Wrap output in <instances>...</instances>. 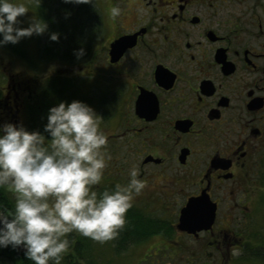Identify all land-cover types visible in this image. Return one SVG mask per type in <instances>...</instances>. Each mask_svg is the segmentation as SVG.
Returning <instances> with one entry per match:
<instances>
[{
  "label": "flooded vegetation",
  "instance_id": "1",
  "mask_svg": "<svg viewBox=\"0 0 264 264\" xmlns=\"http://www.w3.org/2000/svg\"><path fill=\"white\" fill-rule=\"evenodd\" d=\"M111 3L121 12L101 13V26L112 19L114 31L96 33L85 56L100 93L86 96L102 108L120 103L125 125L110 135L127 138L131 165L147 181L132 204L148 221L127 243L136 264H264V241H253L264 230L248 227L259 200L249 184L264 158V0ZM12 91L2 99L8 118L18 109ZM108 176L106 166L98 192L115 185ZM205 195L212 223L184 224V210H194L187 204Z\"/></svg>",
  "mask_w": 264,
  "mask_h": 264
},
{
  "label": "clouds",
  "instance_id": "2",
  "mask_svg": "<svg viewBox=\"0 0 264 264\" xmlns=\"http://www.w3.org/2000/svg\"><path fill=\"white\" fill-rule=\"evenodd\" d=\"M26 12L23 2L0 0V46L46 31L47 22L40 17L19 26L18 17ZM120 12L117 5L109 9L113 18ZM48 35L58 39L55 31ZM74 51L77 57L84 53L83 48ZM102 119L92 106L72 99L49 106L43 132L19 122L0 123V187L14 195L11 209L0 204V248H20L34 264H58L70 251L66 234L73 230L101 243L119 235L147 181L134 165L126 183L99 192L94 187L111 159Z\"/></svg>",
  "mask_w": 264,
  "mask_h": 264
},
{
  "label": "rangeland",
  "instance_id": "3",
  "mask_svg": "<svg viewBox=\"0 0 264 264\" xmlns=\"http://www.w3.org/2000/svg\"><path fill=\"white\" fill-rule=\"evenodd\" d=\"M45 1L49 4V7L53 9L54 4H57V2L61 0H40V3ZM113 1L114 0H94V3H89L93 8H97L96 11L100 18L99 28L97 30L98 33L105 32V34H108L114 31L112 19H110V25L108 28L104 29L101 26V13L105 14V11L109 10L112 6L111 2ZM18 2H23L28 7V12H26L23 16L18 17V19L21 20V24L19 26H27V24L31 22V18L39 17L38 13L40 8L38 7L36 0H18ZM50 10L48 12H50ZM105 21H107L106 17ZM46 38V32H43L41 34H33L23 37L16 43L8 42L0 46V88L2 90L0 99L7 94V91L16 89V103L18 106V109L15 110L14 108V110H12L13 113L8 118L6 117L8 114L6 115L4 104H0V123L8 120L13 123L19 122L26 126V105L28 102H33L32 98L35 92L34 89L48 77L55 76L60 77L65 81L72 80L74 84L78 85L79 94L84 96L87 94L91 95V91H93V94L99 95L100 91L94 84L97 86L101 84L98 82L97 78H90L85 58L76 62H71L61 58L60 55L51 57L45 56V53L43 52L44 44L42 42H44ZM97 49H99V47ZM89 105L92 106L100 116H103L101 113L102 110H104L103 113H108V115L112 112L109 115L108 120L103 118L104 121L102 120L103 124L102 127L101 125L100 127L109 135L108 145L106 148V155H111V159L107 162V170L109 172L108 179L115 184L122 183L120 175L128 177L129 169L132 167V158H130V153H128L126 146L128 144V140L122 136L110 135L113 132L117 134L121 131V129H123L117 126L118 123H123L122 125H125V122L122 121L120 117L121 105L117 102H108L102 108L101 104L98 102L95 103V101L91 102V100ZM4 117H6V119H4ZM254 179L255 181L249 184V189L251 190L249 192L250 194L251 192L258 193L257 197L259 200L255 205V214L249 219L248 227L253 230H264V212L262 211V209H264V158L260 160L259 165L254 167ZM113 180H116V182ZM111 184L113 185V183ZM234 192L240 193L241 191L239 189H235ZM8 193L14 200L13 193L10 191ZM51 199L52 198L50 197V200ZM246 204L249 205L248 202H246ZM73 231L76 233V238H71V232L66 235L71 241L70 249H72V242L76 244L75 239H80V243L78 244L81 246L83 251H81L79 254L80 256H78H84L81 259V264H88L87 260L92 261L93 264H136V260H138L139 254L137 255V249L134 247H126L122 252H116L113 249L115 244H112V240L101 243L88 236L81 235L75 230ZM253 239H255L253 241H264L260 237ZM193 243L194 242L191 240L188 242L189 245H192ZM145 250L146 249L144 248L143 251ZM238 252L239 249H231V253L235 255H237ZM71 254V252H67L65 256L71 258ZM87 257L88 259L86 260Z\"/></svg>",
  "mask_w": 264,
  "mask_h": 264
},
{
  "label": "trees",
  "instance_id": "4",
  "mask_svg": "<svg viewBox=\"0 0 264 264\" xmlns=\"http://www.w3.org/2000/svg\"><path fill=\"white\" fill-rule=\"evenodd\" d=\"M38 7L40 8L38 16L45 20L48 25L45 31L47 38L42 42L45 56L60 55L61 58L71 62L85 58L91 40L98 33L100 18L96 11L97 8H93L89 3H74L73 0H61L54 4L53 9L49 7L46 1L38 4ZM49 10L50 12H48ZM52 31L58 33V39H49L48 34ZM79 48H83L84 53L77 57L74 50ZM1 93L2 90L0 88V97ZM2 99H0V104L3 103ZM32 99L33 102H28L26 105L27 118L25 127L28 130L36 129L41 132H43V125L46 123V114L49 106L58 103L60 100L68 102L72 99H79L87 104L90 103L86 95L79 94L78 85L74 84L72 80L65 81L55 76L48 77L44 82H41L35 90ZM44 134L46 138H50L47 137V133ZM48 142L46 141V143ZM8 192L6 188L0 187V204H3L6 209H11L14 200ZM126 218L127 223L124 228L117 237L112 239V244H115L113 249L116 252L125 250L129 245L127 243L137 236L143 225L148 223L146 217L135 215L132 207L127 210ZM139 225H141V228H138ZM71 233V238H76V233L74 231ZM75 243L72 242V249L69 251L72 253L71 258L64 255L59 264L82 263L81 259L84 256L79 257L80 252L83 251L78 244L80 239H75ZM87 263L93 264L90 260H87ZM0 264H34V261L25 257L20 248L4 247L0 248ZM49 264H56V262L50 260Z\"/></svg>",
  "mask_w": 264,
  "mask_h": 264
},
{
  "label": "water",
  "instance_id": "5",
  "mask_svg": "<svg viewBox=\"0 0 264 264\" xmlns=\"http://www.w3.org/2000/svg\"><path fill=\"white\" fill-rule=\"evenodd\" d=\"M123 39L124 38H119L111 45L110 54L113 57V60L116 59L123 50V45H121ZM192 204L194 210L190 209L188 212L187 210H184V224H188L189 226L192 225L195 228L208 227L214 218V204L210 202L207 195L204 197L202 196L201 199L199 198V201L197 202H189L187 204L188 208L192 207Z\"/></svg>",
  "mask_w": 264,
  "mask_h": 264
}]
</instances>
